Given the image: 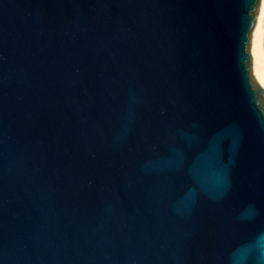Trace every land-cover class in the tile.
I'll use <instances>...</instances> for the list:
<instances>
[{
  "label": "water",
  "instance_id": "1",
  "mask_svg": "<svg viewBox=\"0 0 264 264\" xmlns=\"http://www.w3.org/2000/svg\"><path fill=\"white\" fill-rule=\"evenodd\" d=\"M261 0H0V264H264Z\"/></svg>",
  "mask_w": 264,
  "mask_h": 264
},
{
  "label": "bare ground",
  "instance_id": "2",
  "mask_svg": "<svg viewBox=\"0 0 264 264\" xmlns=\"http://www.w3.org/2000/svg\"><path fill=\"white\" fill-rule=\"evenodd\" d=\"M251 53L253 57V74L264 88V0L258 13L257 24L252 35Z\"/></svg>",
  "mask_w": 264,
  "mask_h": 264
}]
</instances>
